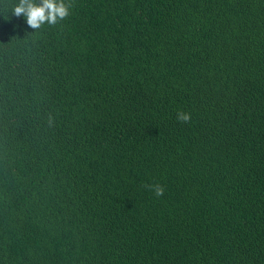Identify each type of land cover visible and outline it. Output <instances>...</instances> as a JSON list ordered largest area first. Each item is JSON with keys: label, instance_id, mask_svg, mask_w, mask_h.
I'll use <instances>...</instances> for the list:
<instances>
[{"label": "trees", "instance_id": "obj_1", "mask_svg": "<svg viewBox=\"0 0 264 264\" xmlns=\"http://www.w3.org/2000/svg\"><path fill=\"white\" fill-rule=\"evenodd\" d=\"M18 2L0 264H264V0H65L40 29Z\"/></svg>", "mask_w": 264, "mask_h": 264}, {"label": "clouds", "instance_id": "obj_2", "mask_svg": "<svg viewBox=\"0 0 264 264\" xmlns=\"http://www.w3.org/2000/svg\"><path fill=\"white\" fill-rule=\"evenodd\" d=\"M71 5L65 0H19L13 8V15L23 16L26 24L31 29H40L44 24L56 25L59 21L65 20L71 14ZM176 119L181 123H190L192 115L190 112L180 110ZM145 188L154 192L157 197L163 196L164 187L160 184H145Z\"/></svg>", "mask_w": 264, "mask_h": 264}]
</instances>
